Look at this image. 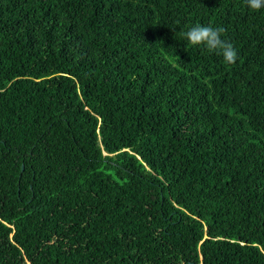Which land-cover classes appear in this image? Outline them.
I'll return each mask as SVG.
<instances>
[{"label": "trees", "instance_id": "obj_1", "mask_svg": "<svg viewBox=\"0 0 264 264\" xmlns=\"http://www.w3.org/2000/svg\"><path fill=\"white\" fill-rule=\"evenodd\" d=\"M190 263L264 264V8L0 0V264Z\"/></svg>", "mask_w": 264, "mask_h": 264}, {"label": "clouds", "instance_id": "obj_2", "mask_svg": "<svg viewBox=\"0 0 264 264\" xmlns=\"http://www.w3.org/2000/svg\"><path fill=\"white\" fill-rule=\"evenodd\" d=\"M245 3L252 10L264 8V0H245ZM224 31L223 27L203 26L197 23L181 35L192 46H204L210 52L219 51L224 61L231 65L236 63L239 57L234 45L222 39Z\"/></svg>", "mask_w": 264, "mask_h": 264}, {"label": "water", "instance_id": "obj_3", "mask_svg": "<svg viewBox=\"0 0 264 264\" xmlns=\"http://www.w3.org/2000/svg\"><path fill=\"white\" fill-rule=\"evenodd\" d=\"M22 169H23V166H22ZM190 264H193V263H190Z\"/></svg>", "mask_w": 264, "mask_h": 264}]
</instances>
